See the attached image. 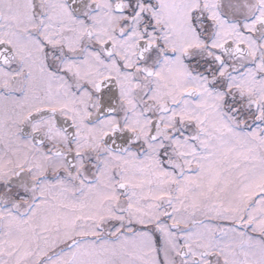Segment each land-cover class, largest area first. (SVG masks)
<instances>
[{"label":"snow or ice","instance_id":"6c2138e0","mask_svg":"<svg viewBox=\"0 0 264 264\" xmlns=\"http://www.w3.org/2000/svg\"><path fill=\"white\" fill-rule=\"evenodd\" d=\"M0 264H264V0H0Z\"/></svg>","mask_w":264,"mask_h":264}]
</instances>
